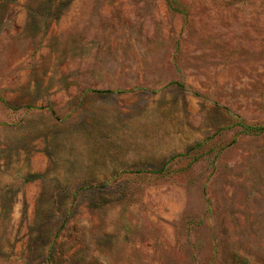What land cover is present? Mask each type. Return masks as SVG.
Returning <instances> with one entry per match:
<instances>
[{"label": "rangeland", "instance_id": "obj_1", "mask_svg": "<svg viewBox=\"0 0 264 264\" xmlns=\"http://www.w3.org/2000/svg\"><path fill=\"white\" fill-rule=\"evenodd\" d=\"M174 1L0 0V264H264V0Z\"/></svg>", "mask_w": 264, "mask_h": 264}, {"label": "trees", "instance_id": "obj_2", "mask_svg": "<svg viewBox=\"0 0 264 264\" xmlns=\"http://www.w3.org/2000/svg\"><path fill=\"white\" fill-rule=\"evenodd\" d=\"M168 2H169L170 7L173 10H176L177 11V8L175 6L176 5V1H174V0L169 1L168 0ZM245 129H246V132L248 131V132H251L253 134H259V133H262L264 131V127L258 128V127H249V126H246Z\"/></svg>", "mask_w": 264, "mask_h": 264}]
</instances>
